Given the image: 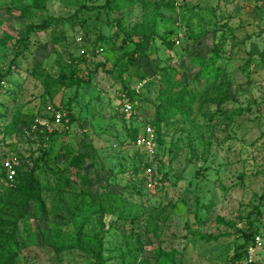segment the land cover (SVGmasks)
I'll return each mask as SVG.
<instances>
[{"label":"rangeland","instance_id":"1","mask_svg":"<svg viewBox=\"0 0 264 264\" xmlns=\"http://www.w3.org/2000/svg\"><path fill=\"white\" fill-rule=\"evenodd\" d=\"M47 18L67 22L26 34ZM65 109L42 146L33 118ZM156 117L148 154L132 127ZM0 154L40 190L20 216L0 178L13 264H91L98 242L106 264H232L243 232L264 264V0H0Z\"/></svg>","mask_w":264,"mask_h":264},{"label":"trees","instance_id":"2","mask_svg":"<svg viewBox=\"0 0 264 264\" xmlns=\"http://www.w3.org/2000/svg\"><path fill=\"white\" fill-rule=\"evenodd\" d=\"M85 8V7H82ZM103 8L102 7H91L90 9H86L90 12H99ZM67 22V19H62V18H47L45 19L41 24L30 26L26 29V34L29 33H41L43 31L51 29L54 31L56 28L60 27L62 28L63 24ZM15 52L16 56H22L24 54V41L23 40H17L15 44ZM142 45L137 44L133 51L129 53L130 58L132 59L134 55H139L143 56L142 54ZM64 76V75H62ZM76 83H71L70 85H66L67 88H70L74 86ZM147 82L143 87L147 86ZM141 92V90H140ZM139 92V93H140ZM139 93H136L134 89H132L131 93L126 94L127 98L130 100L137 99L139 100ZM189 97L187 100V104H191L194 99L195 95L192 93H188ZM137 109V107L135 108ZM65 113V116L67 119H69V123L72 122V118L69 115V112L65 110H62ZM122 114V113H121ZM38 115H35L34 118H36ZM44 117V116H43ZM33 118V121H34ZM49 118V117H45ZM160 117H156L153 121H148L152 125V127L155 130V135L158 132V122L161 121ZM142 124H140L137 127H132L133 132L135 133L136 131L141 130ZM56 131H54L55 133ZM139 134V133H138ZM41 137L43 138L41 144L42 146L47 143V140L51 138V134L43 133L40 132ZM134 138V136H133ZM41 150L44 151L42 148ZM7 158V157H6ZM3 157V155L0 154V178H3L6 181V172L3 169V161L6 159ZM75 161H80V158L77 156H73L72 159H67V162L69 165H71ZM23 164H19L15 169H16V174L14 177V180L12 183H7L8 185V190L11 191L7 202H14L16 203V206L19 209L20 216L24 215L26 212V208L28 207V204L35 200L38 197L39 194V185L38 182L34 179L33 176V171L31 169H26L22 170ZM15 197V198H14ZM14 198V199H12ZM13 231H11L10 236H6V241L5 242H0V264H13L15 257H16V248L18 247V243L14 237L15 233H17L16 229H14V225H12ZM242 238H243V243L238 247L242 249L243 251H240L236 249L234 252L233 257L230 259V263L232 264H238L244 255L246 254L247 250L249 247L253 245V237H252V232H243L242 233ZM91 264H106L103 257H102V246L100 242L97 243L96 246V252L93 255V261ZM255 264V262H254Z\"/></svg>","mask_w":264,"mask_h":264},{"label":"built area","instance_id":"3","mask_svg":"<svg viewBox=\"0 0 264 264\" xmlns=\"http://www.w3.org/2000/svg\"><path fill=\"white\" fill-rule=\"evenodd\" d=\"M101 51V50H99ZM81 55H84V51H80ZM146 80L138 82L134 86V91L139 93L142 87L145 85ZM121 113L125 120L129 121L134 117L137 100H130L127 96L123 95L120 101ZM66 116L62 110L51 111L49 118L36 117L32 123L31 131H39L47 134H51L54 129L64 125L66 122ZM141 133L135 138V147L145 150L148 154L155 152V130L152 125L148 122L141 123ZM3 169L6 172V182L12 183L16 174V167L19 165L18 160L15 156L4 159ZM147 185L151 186V170H146ZM262 239L260 236L253 237V245L248 248L246 254L238 264H254L255 255L257 251L262 249Z\"/></svg>","mask_w":264,"mask_h":264}]
</instances>
